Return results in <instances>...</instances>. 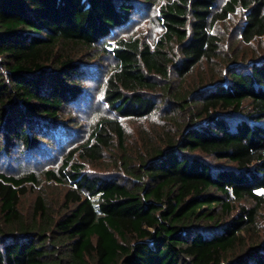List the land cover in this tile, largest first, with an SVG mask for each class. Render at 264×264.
<instances>
[{
  "label": "trees",
  "instance_id": "1",
  "mask_svg": "<svg viewBox=\"0 0 264 264\" xmlns=\"http://www.w3.org/2000/svg\"><path fill=\"white\" fill-rule=\"evenodd\" d=\"M148 2L0 0V159L52 154L75 133L66 109L99 51L118 63L104 91L116 118L45 172L69 184L58 208L38 194L27 218L20 201L39 177L0 172V264H264V241L246 247L264 207V55L234 56L219 77L185 86L220 59L218 21L241 9L242 40L264 37V0H167L154 45L113 38ZM158 110L172 126L163 144L127 150L122 120ZM115 137L120 171H87Z\"/></svg>",
  "mask_w": 264,
  "mask_h": 264
},
{
  "label": "rangeland",
  "instance_id": "2",
  "mask_svg": "<svg viewBox=\"0 0 264 264\" xmlns=\"http://www.w3.org/2000/svg\"><path fill=\"white\" fill-rule=\"evenodd\" d=\"M144 1V0H143ZM167 0H152L148 6L140 7L138 12L131 14V21L124 27L114 31L113 38H141L143 41L154 45L163 34V27L159 21V5ZM226 0H219L222 5ZM243 11L239 9L235 14L227 19L218 21L214 28L222 40L221 57L212 65L202 63L186 79L185 86L192 89L211 79L219 77L218 70L225 69L229 61L237 56L238 60H249L254 57L264 55V37L257 38L251 43L242 40L239 30L243 21ZM112 41V40H109ZM101 47H103L101 45ZM95 69L89 71L90 78L82 83L86 94H83L78 104L69 105L66 109L65 118H71L77 122L73 126L75 133L68 138L58 137L61 140L53 146L51 150H45L43 154L36 156L19 157L12 159H0V172H7L13 175H21L33 172L39 177V184L32 186L30 190L21 198L20 210L24 216L31 218L34 210L35 199L38 194L43 195L46 203L58 208L64 199L65 192L69 184L51 182L46 179L45 172L50 169H57L74 144L85 143L89 135L102 118H116L108 109L104 100V91L108 76L117 68V61L109 54L99 51L95 58ZM91 60L89 63H91ZM91 64L88 65L90 67ZM215 72V74H213ZM127 135V150L132 153H139L146 149V141L153 139L156 145L164 142L168 128L172 127L167 122V117L163 116L160 110L153 115L141 119L124 118L122 120ZM173 132V131H172ZM123 152L118 145L117 138L111 148L106 151L105 157L101 161H85L86 170L92 173L110 174L120 171L119 156ZM29 186L31 184H28ZM259 233H254L247 238L246 247L252 244H260L264 241V207L261 209L259 218ZM242 250V248L240 249Z\"/></svg>",
  "mask_w": 264,
  "mask_h": 264
}]
</instances>
